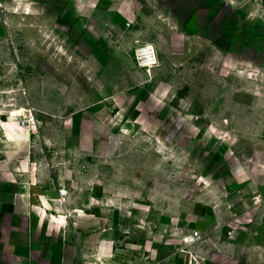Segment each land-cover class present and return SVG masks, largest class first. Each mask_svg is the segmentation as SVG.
<instances>
[{
  "label": "rangeland",
  "instance_id": "374dc122",
  "mask_svg": "<svg viewBox=\"0 0 264 264\" xmlns=\"http://www.w3.org/2000/svg\"><path fill=\"white\" fill-rule=\"evenodd\" d=\"M142 10L133 27L143 44H158L160 66L152 74L129 70L127 83L115 65L111 72L90 65L86 26L59 24L55 7L10 18L9 27L0 26V112L34 109L37 136L80 131V143L94 149L85 160L127 191L123 245L135 242L137 224L144 229L139 240H149L160 216L217 225L224 235L256 229L258 216L248 217L256 193L248 174L264 166V0H138ZM72 28L80 30L71 35ZM128 61L134 66V51ZM104 77L121 82L113 94L149 80L138 120L124 119L130 106L118 98L103 120L104 105L94 102ZM126 258L136 264L135 255Z\"/></svg>",
  "mask_w": 264,
  "mask_h": 264
},
{
  "label": "crops",
  "instance_id": "0c3cea01",
  "mask_svg": "<svg viewBox=\"0 0 264 264\" xmlns=\"http://www.w3.org/2000/svg\"><path fill=\"white\" fill-rule=\"evenodd\" d=\"M38 6L58 9L55 18L63 26H86L85 41L93 42L88 48L91 66L111 72L115 65L126 83L129 70L145 74L135 63L129 66L128 61L129 50L133 54L138 44L144 43L138 29L133 27L143 14V10L138 11V0H9L5 26L9 27L14 16L33 15L32 9ZM79 30L72 28L71 35ZM161 31L168 29L163 27ZM154 46L159 53L158 44ZM148 82L114 95L112 87L120 90L121 82L105 78L100 88L105 91H98L100 98L94 102L104 105L100 112L103 120H107L106 106H111L114 98L127 109L130 106L129 114L121 113L124 119L138 120L143 114L139 106ZM92 87L97 89L96 85ZM124 95L132 101L125 104ZM20 109L25 114L28 110ZM37 111L39 116L46 115ZM37 130L29 131L20 125L19 117L0 112V264H124L130 253L135 255L136 264H189L191 255L198 256L203 264H264L263 165L251 167L248 174V182L256 192L252 198L254 209L248 212V217L258 216L256 229L247 225V232L227 230L224 235L217 225L160 216L155 224L147 226L152 233L149 240H139L144 229L137 224L135 242L123 245L125 236L119 232L122 222L128 219L121 217L122 213L130 211L124 209L128 208L127 191L114 188L119 187V181L106 179L100 173L101 166L85 160V155L89 157L94 149H90L89 143H80V131L75 127L39 130V136ZM60 188L68 191L64 205L57 201ZM259 204L262 206L256 208ZM132 211L135 218L144 213L138 208ZM113 215L117 219L111 220ZM107 219L116 227L108 225ZM197 229L209 235L185 247L181 239ZM144 254H149L150 262L144 261Z\"/></svg>",
  "mask_w": 264,
  "mask_h": 264
},
{
  "label": "built area",
  "instance_id": "2783aa9c",
  "mask_svg": "<svg viewBox=\"0 0 264 264\" xmlns=\"http://www.w3.org/2000/svg\"><path fill=\"white\" fill-rule=\"evenodd\" d=\"M9 0H0V26L6 25V18L9 14ZM134 59L136 66L150 73L153 69L159 66V55L152 44H138L134 50ZM20 118V125L26 127L29 131H34L39 125V120L36 117L34 109H28L26 115L17 116ZM68 191L65 188L59 189V197L57 201L64 205L67 202ZM204 236L199 231H193L189 236L182 238V243L185 247L204 240ZM185 250L184 248L182 249ZM202 260L195 255H191L189 264H203Z\"/></svg>",
  "mask_w": 264,
  "mask_h": 264
},
{
  "label": "bare ground",
  "instance_id": "6f19581e",
  "mask_svg": "<svg viewBox=\"0 0 264 264\" xmlns=\"http://www.w3.org/2000/svg\"><path fill=\"white\" fill-rule=\"evenodd\" d=\"M27 114V112H26ZM25 114V110L24 109H20V110H16L12 113V117H16V116H22V115H26Z\"/></svg>",
  "mask_w": 264,
  "mask_h": 264
}]
</instances>
